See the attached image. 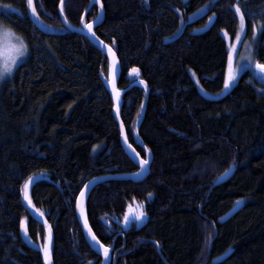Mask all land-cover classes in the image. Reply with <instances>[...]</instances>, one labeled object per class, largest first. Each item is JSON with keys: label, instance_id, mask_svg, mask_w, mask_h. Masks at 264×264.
Masks as SVG:
<instances>
[{"label": "trees", "instance_id": "16d2710c", "mask_svg": "<svg viewBox=\"0 0 264 264\" xmlns=\"http://www.w3.org/2000/svg\"><path fill=\"white\" fill-rule=\"evenodd\" d=\"M32 2L34 19L27 0H0V28L26 55L0 79V264H45L21 234L27 219L28 237L44 244V225L22 202L37 174L46 178L29 197L50 226L51 264H102L76 219V197L92 179L138 169L120 144L107 58L59 15L79 28L97 8ZM100 2L94 34L119 62L120 119L129 145L150 162L142 181L103 182L86 199L110 264H264V81L253 70L264 65V0ZM236 6L253 46L250 68L215 98L240 31ZM231 167L233 176L213 186Z\"/></svg>", "mask_w": 264, "mask_h": 264}, {"label": "water", "instance_id": "95a60500", "mask_svg": "<svg viewBox=\"0 0 264 264\" xmlns=\"http://www.w3.org/2000/svg\"><path fill=\"white\" fill-rule=\"evenodd\" d=\"M91 4L95 5L97 8V18L94 22L89 23L92 25L91 31L89 30V28L87 27V25H82L79 28L73 27L71 25H69L62 13H61V9L59 8V15H60V20L61 23L63 25L64 28H66L67 30L79 34L81 36L86 37V39L92 44L94 45L100 52H102L105 57L108 60V64H109V81L108 83L104 82V79H101V81L103 83H105L106 88H107V92L111 98L112 101V105H113V116L115 118V121L117 123V127H118V131H119V135H120V143H121V147L124 151V153L126 154V156L136 165L138 172L134 173V174H130V175H121V176H106V177H99V178H95L92 179L90 181H88L85 186L82 188V190L80 191L79 195L77 196V199L75 200V211H76V216H77V220L81 226L82 229V233L83 236L85 238L86 243L88 244L89 248L102 259V264H110L112 261V257H111V249H109V253H108V257H105L104 254V250L101 247V243L98 241V239L96 238V240H93V232L90 229L89 225L87 224L86 221V214H85V210H84V206H85V202L87 199L88 194L90 193V191L97 186L100 183L106 182V181H110V180H123V181H132L134 183H138L140 181H142L144 178L147 177V175L149 174V167H150V162L145 165L143 167V169L140 167V159L137 154L135 153V151L133 150V148L129 145L128 141H127V137H126V133L123 127V124L121 122L120 119V109H121V105H120V96L122 95V93H119V91L117 90V83L119 80V76H120V67H119V62L118 59L116 57V54L114 53V51L107 46L106 44H104L103 42H101L100 40H98L95 37V34H93L95 32V29L97 28L98 25L101 24V22L103 21V17H104V11H103V7L100 0L99 2H97V0H91ZM132 73L130 72L128 75H131ZM234 173V168L231 167L229 168L226 172H224L223 174H221L216 182L214 183L213 186H218L221 185L225 182H227ZM83 193V195H82ZM122 226V225H120ZM124 227V226H122ZM98 241V243H97ZM211 244V242H210ZM104 246V245H103ZM105 247V246H104ZM221 261V257L218 259H215L213 261V264L218 263Z\"/></svg>", "mask_w": 264, "mask_h": 264}, {"label": "rangeland", "instance_id": "374dc122", "mask_svg": "<svg viewBox=\"0 0 264 264\" xmlns=\"http://www.w3.org/2000/svg\"><path fill=\"white\" fill-rule=\"evenodd\" d=\"M28 2V0H27ZM33 2L29 4L28 2V13L29 16L34 19V12H33ZM243 34H244V28L243 26H240V31L237 36L240 37L239 40L236 39L229 44V53L231 55V63L229 62L228 65V71H227V78L226 80L229 81V87L221 91L215 98H221L228 94L232 88L236 85L240 75L247 69L250 68V61L252 59V43L248 41H244L243 39ZM228 41V38H227ZM22 44L18 42L13 35V33L4 28H0V69H2L5 66L11 67V72L9 75L12 73L14 68L20 64L24 58H25V52L23 49H21ZM25 50V49H24ZM21 51L23 54L21 55ZM229 55V56H230ZM15 60L16 63L12 64L11 61ZM258 64L253 65V70L256 74V76L264 81V70L260 69L257 67ZM7 75V74H6ZM5 75V76H6ZM234 77V79H232ZM139 87H143L142 85H139ZM46 177L43 174H37L31 177V180L28 179L23 187H22V202L24 206L29 210L30 214L38 219L43 225H44V230H45V236H44V244L41 245V243H35L33 242L27 235V219H24L23 222V227L21 223V234L25 242H27L29 245H31L34 248L39 249L42 252V256L44 259L45 264H51V246H52V237H51V230L50 226L42 219V216L31 206L30 203V197H29V190L30 186L37 180L39 179H45ZM25 184L28 185V187L25 189ZM27 194V199L25 198V195ZM49 237H50V242H49ZM45 246L48 248V253L46 256L45 253Z\"/></svg>", "mask_w": 264, "mask_h": 264}, {"label": "snow or ice", "instance_id": "6c2138e0", "mask_svg": "<svg viewBox=\"0 0 264 264\" xmlns=\"http://www.w3.org/2000/svg\"><path fill=\"white\" fill-rule=\"evenodd\" d=\"M28 2H29V4H31L32 3V0H28ZM97 2H99V0H97ZM7 7V6H6ZM102 7V6H101ZM33 10V12H35V8H33L32 9ZM236 12L238 13V14H240V21H241V26H243V24H244V14L241 12V9H240V7L239 6H236ZM211 19V18H210ZM87 27L89 28V30L91 31V28H92V25L91 24H89V25H87ZM254 31H255V27H254ZM94 34V33H93ZM240 39V37L239 36H237V40H239ZM21 47V49H23L24 48V46L23 45H21L20 46ZM23 54V52L21 51V55ZM229 62L231 63V55L229 56ZM11 63L12 64H15L16 63V61L13 59L12 61H11ZM257 67L258 68H260V69H262V70H264V65H257ZM11 72V67H9V66H5V67H3L2 69H0V79H2L6 74H9ZM232 79H234V77H232ZM224 87H225V89H227L228 87H229V81H225V84H224ZM140 167L143 169V167L145 166V165H147L148 163H149V161L147 160V159H142V160H140ZM30 180H31V177L29 178ZM28 187V185L27 184H25V189ZM82 195H83V193H82ZM25 198L27 199V194L25 195ZM22 223V227H23V222H21ZM92 239L93 240H96V237L93 235V237H92ZM49 242H50V237H49ZM97 243H98V241H97ZM101 247L103 248V250H104V254H105V257L107 258L108 257V253H109V249L107 248V247H104L103 245H101ZM45 253H46V256H47V253H48V248H47V246H45Z\"/></svg>", "mask_w": 264, "mask_h": 264}, {"label": "bare ground", "instance_id": "6f19581e", "mask_svg": "<svg viewBox=\"0 0 264 264\" xmlns=\"http://www.w3.org/2000/svg\"><path fill=\"white\" fill-rule=\"evenodd\" d=\"M65 19V18H64ZM99 26V25H98ZM69 31V30H68ZM112 49V48H111ZM102 53V52H101ZM134 71V70H133ZM135 85H137V86H139V85H142L140 82H138V83H136ZM119 97H120V94H119ZM129 143V142H128ZM121 144V143H120ZM128 175H130V174H128ZM108 177V176H107ZM112 181V180H111ZM107 182V181H106ZM99 185V184H98ZM97 185V186H98ZM85 186V185H84ZM83 186V187H84ZM96 187V186H95ZM82 190V189H81ZM91 192V191H90ZM80 193V192H79ZM79 195V194H78ZM89 195V194H88ZM87 198H88V196H87ZM76 199H77V197H76ZM86 203V202H85ZM84 210H85V206H84ZM86 214V213H85ZM75 215H76V211H75ZM76 219H77V216H76ZM78 221V220H77ZM87 221V220H86ZM79 223V222H78ZM88 224V223H87ZM80 225V224H79ZM120 225H122V224H120ZM122 226H124V225H122ZM122 226H120V227H122ZM81 227V226H80ZM122 228H124V227H122ZM82 230V229H81ZM223 260V258H221V261Z\"/></svg>", "mask_w": 264, "mask_h": 264}]
</instances>
